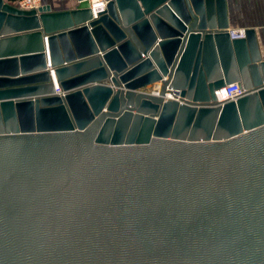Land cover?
Listing matches in <instances>:
<instances>
[{"label": "water", "instance_id": "obj_1", "mask_svg": "<svg viewBox=\"0 0 264 264\" xmlns=\"http://www.w3.org/2000/svg\"><path fill=\"white\" fill-rule=\"evenodd\" d=\"M229 28L226 0H0V264H264V50Z\"/></svg>", "mask_w": 264, "mask_h": 264}, {"label": "crops", "instance_id": "obj_2", "mask_svg": "<svg viewBox=\"0 0 264 264\" xmlns=\"http://www.w3.org/2000/svg\"><path fill=\"white\" fill-rule=\"evenodd\" d=\"M6 1L12 5H17V0ZM43 2L51 5L54 11H60L73 8L77 0H43ZM226 2L229 29H256L264 50V0H226ZM219 60L220 56H218V62ZM212 62L216 67V62L214 60Z\"/></svg>", "mask_w": 264, "mask_h": 264}, {"label": "built area", "instance_id": "obj_3", "mask_svg": "<svg viewBox=\"0 0 264 264\" xmlns=\"http://www.w3.org/2000/svg\"><path fill=\"white\" fill-rule=\"evenodd\" d=\"M48 4H45L43 0H17V7L24 9V10H40L43 7H46ZM99 10L102 11L105 9L104 3L101 2L98 5ZM246 28H238V29H230V33L232 38H243L246 35ZM57 91H60V87L57 85L56 86ZM217 96H218V101H228V100H237L239 97L245 95L247 91L242 88L238 82H233L230 84H226L220 89L216 91ZM165 96H167L170 99H175L179 98V93H176L174 90H168L165 93Z\"/></svg>", "mask_w": 264, "mask_h": 264}, {"label": "bare ground", "instance_id": "obj_4", "mask_svg": "<svg viewBox=\"0 0 264 264\" xmlns=\"http://www.w3.org/2000/svg\"><path fill=\"white\" fill-rule=\"evenodd\" d=\"M101 2H103L104 3V7H105V4L107 5V0H91V3H92V6H93V11H94V13L97 15V13H98V10H99V8L100 7H98V5H99V3H101ZM106 8V7H105ZM83 16H79L78 17V19H80V18H82ZM45 38V36H43V39ZM56 83H57V81H56ZM175 91V90H174ZM179 98H180V100L183 98V97H181V95L179 94ZM179 98H175V99H178L179 100ZM166 99H170V98H168L167 96H166ZM181 102H183V101H181ZM133 118H135V116H133ZM125 124V123H124ZM117 126H118V123L117 122H115L114 124H113V129L115 130L116 128H117ZM115 132L116 131H114V135H112V138H110V140H113V138L114 137H118V136H115ZM134 135V133L132 132L131 133V137ZM120 137L121 138H125V135L124 134H120ZM129 139V138H128Z\"/></svg>", "mask_w": 264, "mask_h": 264}, {"label": "rangeland", "instance_id": "obj_5", "mask_svg": "<svg viewBox=\"0 0 264 264\" xmlns=\"http://www.w3.org/2000/svg\"><path fill=\"white\" fill-rule=\"evenodd\" d=\"M153 89H154V85H151V86L145 88L144 90L147 92H151Z\"/></svg>", "mask_w": 264, "mask_h": 264}]
</instances>
